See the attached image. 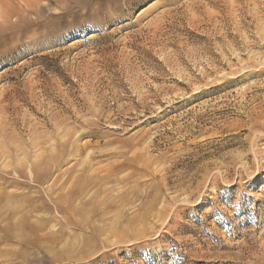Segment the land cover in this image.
Masks as SVG:
<instances>
[{"label":"rangeland","instance_id":"rangeland-1","mask_svg":"<svg viewBox=\"0 0 264 264\" xmlns=\"http://www.w3.org/2000/svg\"><path fill=\"white\" fill-rule=\"evenodd\" d=\"M7 225L0 264H264V0H0Z\"/></svg>","mask_w":264,"mask_h":264},{"label":"bare ground","instance_id":"bare-ground-1","mask_svg":"<svg viewBox=\"0 0 264 264\" xmlns=\"http://www.w3.org/2000/svg\"><path fill=\"white\" fill-rule=\"evenodd\" d=\"M196 2H197V1H196ZM80 183H81V182H80ZM80 183L78 182V184H80ZM85 183H88V182H85ZM85 183H84V184H85ZM78 184H77V185H78ZM81 185H83V184H81ZM81 185H79V186H81ZM86 185H87V184H86ZM75 186H76V185H75ZM75 186H74V187H73V186H70V187L68 186L67 189H68V188L75 189ZM72 187H73V188H72ZM84 187L86 188V186H84ZM65 188H66V187H65ZM79 188H80V187H77V190H78ZM81 188H83V187L81 186ZM81 188H80V189H81ZM62 189H63V188H62ZM67 189H66V190H67ZM71 189H70V190L68 189V190L71 192V191H73V190H71ZM80 189H79V190H80ZM64 190H65V189H64ZM77 190H76V191H77ZM79 190H78V191H79ZM81 190H82V189H81ZM83 190H84V189H83ZM87 190H88V189H87ZM61 191H62V190H61ZM61 191H60V192H61ZM63 192H64V191H63ZM63 192H62V193H63ZM66 192L69 193L68 191H66ZM66 192H65V194H66ZM73 192H74V191H73ZM84 192H85V190H84ZM71 193H72V192H71ZM74 193H75V192H74ZM82 193H83V192H82ZM100 209H101V208H100ZM14 213L17 214V212H14ZM23 222H24L23 219H21V222H20L18 225H19V226H22V225H23ZM43 222H44V221H43ZM43 222H42V224H44ZM11 227H12V225H11V226H10V225H7V226L5 227V229H4V234H1V235H0V242H3V241H6V240H8V239L13 238V233H12V229H11ZM20 237H21V235H16L15 238H20Z\"/></svg>","mask_w":264,"mask_h":264}]
</instances>
